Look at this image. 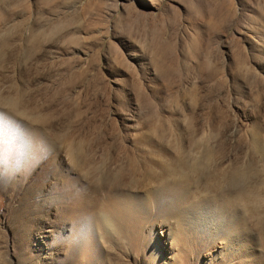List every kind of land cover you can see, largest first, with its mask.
I'll return each instance as SVG.
<instances>
[{"label": "rangeland", "instance_id": "obj_1", "mask_svg": "<svg viewBox=\"0 0 264 264\" xmlns=\"http://www.w3.org/2000/svg\"><path fill=\"white\" fill-rule=\"evenodd\" d=\"M0 264H264V0H0Z\"/></svg>", "mask_w": 264, "mask_h": 264}]
</instances>
